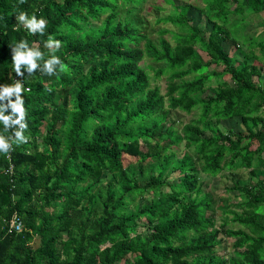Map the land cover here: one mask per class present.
<instances>
[{"label": "trees", "instance_id": "16d2710c", "mask_svg": "<svg viewBox=\"0 0 264 264\" xmlns=\"http://www.w3.org/2000/svg\"><path fill=\"white\" fill-rule=\"evenodd\" d=\"M199 1L210 29L192 24L190 5L174 7L154 18L173 27L155 44L132 18L146 0H0V92L16 83L13 48L26 41L42 55L31 74L21 65L23 119L11 107L15 94L0 99L11 117L0 136L13 145L0 152V264H264L261 68L246 63L252 49L236 67L225 48L248 16L264 12V0ZM21 13L43 19L44 29L32 33ZM254 43L264 67V40ZM54 56L61 63L49 75L42 70ZM163 77L161 94L152 83ZM172 110L198 118L179 133L164 126ZM233 118L244 130L219 128ZM15 119L27 125L23 144ZM183 141L193 151L179 156L173 148ZM223 171L233 179L223 193L233 198L219 199L228 209L216 226L218 201L203 185ZM223 234L233 240L225 255Z\"/></svg>", "mask_w": 264, "mask_h": 264}, {"label": "rangeland", "instance_id": "374dc122", "mask_svg": "<svg viewBox=\"0 0 264 264\" xmlns=\"http://www.w3.org/2000/svg\"><path fill=\"white\" fill-rule=\"evenodd\" d=\"M190 5L191 9L189 10V17H192V24L193 25H198L202 26L203 28L210 29L211 24L207 21L206 18V12L203 10H200V1H193V0H146V2L136 11L134 12L133 19L136 21L135 23L139 24L140 22L145 26L146 33H148L150 39L154 41L155 44L159 42V35L158 33L161 31V29L167 28L169 30H173V27L171 24H155L153 22L154 18L158 17L159 19H163L167 16H170V14L176 12L174 7L177 8H183V6ZM120 15L121 18L123 19L125 15V11L123 9H120ZM150 22H148V21ZM247 25L243 27L241 31H235L232 36L236 37V41L233 44V42H229L228 44L225 45L226 51L228 52L229 56L232 57L234 64L236 67H240L242 65V61L244 60V55L249 54V50L252 49L253 54L255 57L252 58H247L246 63L247 64H254L256 66H259L261 69V76L259 78L254 77V82L259 85V87L264 91V67L262 65L261 61V51L259 50V47L255 45L257 41L264 40V12L262 13H257L254 15H250L246 19ZM261 36V37H260ZM163 39L168 40L169 42L172 43L173 47L175 43L173 41H170V34H165L162 36ZM254 43L255 46H252V43ZM264 46V45H263ZM193 51L199 56V58L202 60L203 63H206L209 58L206 56V54L200 49V46L194 45L193 46ZM264 54V51H263ZM149 62V60H147ZM147 62V63H148ZM150 63V62H149ZM146 64V61L144 62ZM264 64V62H263ZM151 65L154 66L155 69L162 67V64H154L151 63ZM215 71H220L221 68H214L211 67L209 70H214ZM223 80H227V78H224ZM228 82V81H226ZM153 86L157 85L160 87V92L161 94H164L166 92V80L165 78H160L157 80V82L152 83ZM230 85L232 83L230 82ZM211 86L216 88L219 86L218 82L215 81L214 79L211 82ZM210 93L206 92L203 97H207ZM198 112L197 111H192L191 113L187 114L184 113L180 110H172L167 118V121L164 123L165 125H173L176 128H178L179 133L182 131V127L185 126L186 124H190L192 120H196L198 118ZM261 117L263 118L262 120V127H264V108L260 110ZM219 128L223 130H228V129H233L236 131L244 130L242 124L240 123V120L237 118H233L230 120H225L222 121L221 124L219 125ZM205 135H209L207 132H205ZM19 143L23 144L22 142L18 141ZM40 142V141H39ZM186 143L183 141L182 144L178 145L177 147H174L173 151L176 152L177 155H181L184 152H187L189 154L192 153V148L187 149L185 147ZM247 172L245 170H237V174L235 173L237 178H241L242 180L247 179ZM240 175V176H239ZM108 175L106 172L103 173L102 175V181L107 180ZM231 177L228 176V171H223L220 175L214 177V178H209L205 180L206 182L204 183V191L210 192L215 199V202L217 204L216 210L214 212L215 216V223L216 226L222 223L223 217L226 216L227 214V205L224 203H219L220 198H233V192L230 193H223L224 189H226L228 186L231 185V181L233 179H230ZM176 174L171 175L169 180L171 182L176 181ZM144 182H142L139 179V185H143ZM149 194V193H148ZM240 200L233 199L232 200V205L235 203H239ZM140 202V201H139ZM138 202V203H139ZM231 209L237 210L238 212H241L243 209L237 208L236 206L232 207ZM262 217V215H261ZM232 218V215H229V219ZM264 219V216L262 217ZM233 228H238V223H232L230 222ZM224 235V234H223ZM222 235V236H223ZM224 241L219 245L218 247V253L221 255H225L227 253H230L232 251V243L233 240L231 238H228L226 235H224ZM37 241V239H36ZM36 241L34 242V246H36Z\"/></svg>", "mask_w": 264, "mask_h": 264}, {"label": "clouds", "instance_id": "9594fccd", "mask_svg": "<svg viewBox=\"0 0 264 264\" xmlns=\"http://www.w3.org/2000/svg\"><path fill=\"white\" fill-rule=\"evenodd\" d=\"M19 21L24 24V26L29 29L32 33H35L37 31H42L45 27V21L43 19L37 20L35 16H33L31 19L27 18L26 13H21L18 17ZM53 43L52 38L49 37L48 44ZM57 48L59 47V42H56ZM21 49H24V51H21ZM37 58L42 59V55L38 50H33L28 47L26 41H22L19 45H17L15 48H13V56L12 60L14 63L15 71L18 76H23V72H21V65L24 64L27 66V71L29 74L35 72L37 70ZM61 61L57 57H53L52 60L45 63V67L42 70L43 72L51 75L53 72V64H60ZM23 86L22 84L17 81L14 85H4L2 88V92H0V99H3L5 97H11L13 94L17 96V100L15 103L11 104L12 110L14 113L20 114V119H23L24 110L22 107V100L20 98V95L22 93ZM4 107L0 106V121H2L5 125V128L7 129L9 127V121L11 117L4 116ZM20 119L14 121L13 123L19 124ZM22 127H27V125H23ZM16 140L20 142H27V138L23 137L21 131H17L15 133ZM11 147V144L9 141H6L4 136H0V152H7Z\"/></svg>", "mask_w": 264, "mask_h": 264}, {"label": "built area", "instance_id": "2783aa9c", "mask_svg": "<svg viewBox=\"0 0 264 264\" xmlns=\"http://www.w3.org/2000/svg\"><path fill=\"white\" fill-rule=\"evenodd\" d=\"M20 78H21V76H18L15 73V75H13V82L19 81ZM25 90L27 91L28 90V87H26ZM16 120H18V119H15V121ZM16 126H17V130L18 131H21V132L23 131V128L24 127H22L23 126V122L21 120H20V123L19 124H16ZM11 146H13V145H11ZM12 168L13 167L10 165V167L6 170V172L7 173H11ZM10 229L13 230V231H15L16 233H19L21 231V229H22V224H21L20 220L17 219L16 217H14V219H12V221L10 222Z\"/></svg>", "mask_w": 264, "mask_h": 264}]
</instances>
